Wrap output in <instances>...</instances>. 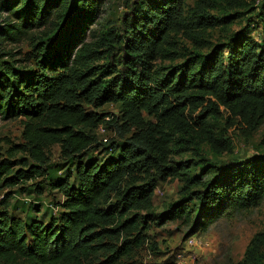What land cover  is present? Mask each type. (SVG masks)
Listing matches in <instances>:
<instances>
[{"label": "trees", "instance_id": "trees-1", "mask_svg": "<svg viewBox=\"0 0 264 264\" xmlns=\"http://www.w3.org/2000/svg\"><path fill=\"white\" fill-rule=\"evenodd\" d=\"M185 1L133 2L122 21L121 52L106 58L89 40L105 0H0V44L29 41L40 69L24 74L0 46V117H25V143L0 159V264H120L145 245L151 227L142 211L153 208L157 177L137 184L151 170L180 178L185 192L199 185L158 217L192 224L196 233L264 198V156L205 164L195 176L170 159L199 141L217 154L232 152L217 127L224 114L228 126L249 131L264 123V0H197L187 9ZM221 8L223 15L211 12ZM237 8L253 12L246 26L214 41L213 30H228ZM85 104H110L119 114ZM102 125L121 140L106 146ZM55 142L68 167L47 165ZM47 190L60 198L46 204ZM235 264H264V231Z\"/></svg>", "mask_w": 264, "mask_h": 264}, {"label": "rangeland", "instance_id": "rangeland-1", "mask_svg": "<svg viewBox=\"0 0 264 264\" xmlns=\"http://www.w3.org/2000/svg\"><path fill=\"white\" fill-rule=\"evenodd\" d=\"M137 0H105L98 21L91 27L89 40L96 45H102L100 50L108 58L110 54H120L122 41L120 32L124 16L129 15L133 2ZM197 0H186L184 8L196 6ZM211 12L223 15L225 11L221 9H211ZM229 14H235L234 21L228 30L220 27L213 30V40L216 42H226L227 37L234 31H238L246 26V19L253 15L248 9L237 8L230 11ZM5 14L0 15V23L3 24ZM103 42L106 44L103 45ZM55 43L49 42L50 46ZM1 47H5V51H11L13 57L17 59V68L24 74L40 72V69L34 60L32 54L31 43L23 40L19 43H2ZM2 60H11V56H3ZM104 59L102 63L105 62ZM163 63V62H162ZM168 65V62H164ZM118 69V68H117ZM114 68H111L113 71ZM50 75L51 72L45 73ZM105 77L104 80L110 78ZM86 110H96L99 113L111 112L119 114L116 106L107 104L100 108H95L91 104L84 105ZM112 116H108L109 120ZM218 130L224 136L230 138L233 142V151L217 154L204 141L198 144L188 152L181 154H172L170 159L173 163L187 166V173L190 176L199 175L205 164L225 166L235 161H246L257 156H264V123L256 130L249 131L247 128L240 126H228L226 114H224L217 125ZM25 117L17 116L15 118L4 119L0 117V159L8 157V150L13 145L25 143L24 138ZM100 137L121 140L114 128H107L102 125L99 128ZM105 142V141H104ZM48 163L47 165H61L68 167L70 158L62 155L61 144L52 143L47 149ZM100 154L106 155V147L102 145L99 149ZM97 153V151L95 152ZM28 157L27 154L18 153L16 158ZM157 177V188L153 193V208L144 209L142 214H149L151 217L150 229L146 232L145 245L135 251V254L129 258H125L120 264H176L175 260L185 247H187V239L196 235L198 244L191 248V253L195 259L189 261V264H235L239 261L246 250L251 238L259 231H264V198L257 206L246 209H229L222 217L217 219L205 233L192 232V224L185 225L182 220H168L165 223H158V217L166 213L173 204L188 197L189 194L200 189L195 184L185 192L184 184L180 178L168 177L163 179L157 176V171L151 170L148 174L142 173L137 184ZM206 179V177H204ZM37 180L45 179V176L37 177ZM15 187L14 189H16ZM10 190V188L2 191ZM32 194L30 198H35ZM60 198L58 191L47 190L42 198L49 203L52 198ZM114 201L115 198H112ZM199 199L195 197L190 207L198 210Z\"/></svg>", "mask_w": 264, "mask_h": 264}, {"label": "built area", "instance_id": "built-area-1", "mask_svg": "<svg viewBox=\"0 0 264 264\" xmlns=\"http://www.w3.org/2000/svg\"><path fill=\"white\" fill-rule=\"evenodd\" d=\"M103 140L106 142L108 140L107 137H104ZM198 237L196 235H192L187 239V247L178 254L175 263L176 264H189V261H192L195 259V256L191 253L190 249L194 248L198 244Z\"/></svg>", "mask_w": 264, "mask_h": 264}]
</instances>
